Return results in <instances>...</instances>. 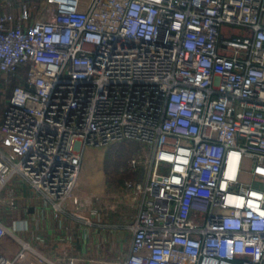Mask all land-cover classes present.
<instances>
[{"label":"built area","instance_id":"1","mask_svg":"<svg viewBox=\"0 0 264 264\" xmlns=\"http://www.w3.org/2000/svg\"><path fill=\"white\" fill-rule=\"evenodd\" d=\"M18 1L0 0V191L67 214L85 151L132 140L130 247L91 264H264V0ZM22 231L0 221L20 245L0 264H56Z\"/></svg>","mask_w":264,"mask_h":264},{"label":"crops","instance_id":"2","mask_svg":"<svg viewBox=\"0 0 264 264\" xmlns=\"http://www.w3.org/2000/svg\"><path fill=\"white\" fill-rule=\"evenodd\" d=\"M86 8L87 4H83ZM5 80L0 76V83ZM10 92L0 91V126L7 99ZM3 99H2V98ZM4 103L5 105H1ZM84 157L79 185L76 193L80 197V207L68 200V213L56 215L43 199L29 187L28 184H17L9 181L0 191V221L11 228L15 222L26 220L29 231H22L20 236L31 244H40L46 252L54 256L48 260L56 264H65V256H73L85 261L80 264H91L92 261L107 259L106 256L122 257L130 247V234L127 224L131 222L126 216L128 204L133 202L125 197L119 200L117 188L119 185L109 184L105 169V151L100 153L95 148H88ZM102 211L101 223L87 225L83 221L92 219L91 205ZM139 204V203H138ZM139 206V205H138ZM137 213V212H136ZM135 213V215H136ZM134 215V216H135ZM43 236L44 241H40ZM20 245L7 236L0 242V252L13 257ZM35 248V246L33 245ZM37 251V249L35 248ZM23 264H39V257L33 253L27 254ZM48 263L44 260L41 264Z\"/></svg>","mask_w":264,"mask_h":264},{"label":"trees","instance_id":"3","mask_svg":"<svg viewBox=\"0 0 264 264\" xmlns=\"http://www.w3.org/2000/svg\"><path fill=\"white\" fill-rule=\"evenodd\" d=\"M140 147V143L132 140L109 146L105 155V169L109 184L120 185L126 179H138L143 176V168L140 167L137 171L128 168L129 160Z\"/></svg>","mask_w":264,"mask_h":264},{"label":"rangeland","instance_id":"4","mask_svg":"<svg viewBox=\"0 0 264 264\" xmlns=\"http://www.w3.org/2000/svg\"><path fill=\"white\" fill-rule=\"evenodd\" d=\"M27 1H29V3L33 6V4L35 2H36V5H37L41 0H27ZM13 2L15 4V6H18V2H19L18 0H13ZM1 105H5V104L2 103ZM108 148H95V149L99 150L100 153L101 152L103 153L105 151V155H106V152H107ZM87 151L88 150L85 151V154H88ZM250 166H251L250 161L246 160L245 161V165H244L245 169H250ZM162 172H165L164 168L162 169ZM127 177H130V176H127ZM242 179L245 180V181L249 180V175L248 174H243L242 175ZM138 205H139L138 203H136V204L133 203V205H131V203L128 204L127 209H126L127 210L126 211V216L128 218L130 217V220L134 218L135 213L138 211ZM98 223L100 224L101 221H98ZM33 245L35 246V248L37 249L38 252H41V253L45 254V256L48 257V258L55 259L54 256H52L50 253L46 252V250L40 244H34L33 243ZM106 258L107 259H112L111 257H108V256H106ZM118 259L119 258L114 257V260H118ZM39 262H40L39 264H41L40 258H39ZM45 264H50V263H45Z\"/></svg>","mask_w":264,"mask_h":264}]
</instances>
